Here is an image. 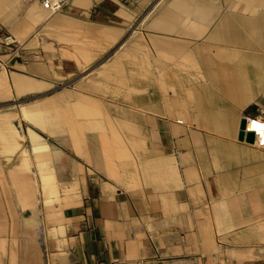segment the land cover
<instances>
[{"label":"crops","instance_id":"crops-1","mask_svg":"<svg viewBox=\"0 0 264 264\" xmlns=\"http://www.w3.org/2000/svg\"><path fill=\"white\" fill-rule=\"evenodd\" d=\"M52 14L36 0L11 30L39 61L0 38V107L111 51L75 80L85 91L16 102L26 143L0 112V264H264V123L238 140L242 118L264 120V0H71ZM54 105L104 122L57 144Z\"/></svg>","mask_w":264,"mask_h":264},{"label":"rangeland","instance_id":"rangeland-1","mask_svg":"<svg viewBox=\"0 0 264 264\" xmlns=\"http://www.w3.org/2000/svg\"><path fill=\"white\" fill-rule=\"evenodd\" d=\"M130 1H124L126 2H132ZM36 0H1V14H0V22L3 23V25H6L5 28L0 32V38L1 42L3 44V38L6 36H12L15 40H18L20 42L19 45L15 46H6L12 51H19L23 52V58L24 62L28 63L29 61L33 60H40L42 58V53L40 50V47H38L37 42L33 45L30 44L27 46L28 41L23 38L22 36H17L16 32L12 33L11 30H15V28H18V25L23 21L26 20L24 18L25 12L28 8L31 7L32 4H34ZM29 21V20H28ZM32 23V22H29ZM7 27V28H6ZM40 28L36 27V32L33 33L29 41L37 37V33H39ZM106 51L104 54H101L98 58H96L94 61L90 62L89 65L85 66L81 72H78L76 75H74L71 78H59L54 79L55 83L53 86L48 90L50 93L34 99V96L37 95H30L23 98H16L11 97L9 101L4 102L3 104H6L5 107H0V112H8L12 113V115L9 116V120L14 124L16 129L18 130V133L21 135V140L19 142L26 143V139L23 136L24 129L28 127L29 125L21 119L18 109L19 106L16 104L17 101L22 99H28L31 98L28 102H33L35 100H41L43 98H46L52 94L58 93L63 90H68L70 92H83L85 91L80 87V82L77 83L75 80L78 78H81V76H84L87 78H93L96 79L97 76V64L100 62H104V58H106L107 54L110 52ZM103 60V61H102ZM107 60V59H105ZM83 78V77H82ZM87 93V91H86ZM89 94V93H88ZM11 95V94H10ZM90 96L95 98V90L90 91ZM48 107V106H47ZM25 110L28 112L30 110L29 105H25L24 107H21V110ZM50 120L53 121V126L55 128L56 134H55V141L57 144H63L66 139L69 140L70 143H78L79 139L81 138V134L83 132H94L98 129V122L103 124L104 120L102 118V114H98L97 109L95 110H84V111H74L71 107L65 108V109H56L55 105L53 106V111L49 113ZM98 117L100 119L98 120ZM105 123H108V120H105ZM92 134V133H91ZM90 134V141H94L95 137ZM94 139V140H93ZM53 142V141H52ZM100 143L104 145L111 146L113 144L112 138L107 135H102L100 138Z\"/></svg>","mask_w":264,"mask_h":264},{"label":"built area","instance_id":"built-area-1","mask_svg":"<svg viewBox=\"0 0 264 264\" xmlns=\"http://www.w3.org/2000/svg\"><path fill=\"white\" fill-rule=\"evenodd\" d=\"M71 0H39L41 7L51 13H58L65 5H67ZM130 1V0H122ZM3 44L6 46L19 45L20 42L15 40L12 36H6L3 38ZM248 121V119H247Z\"/></svg>","mask_w":264,"mask_h":264},{"label":"water","instance_id":"water-1","mask_svg":"<svg viewBox=\"0 0 264 264\" xmlns=\"http://www.w3.org/2000/svg\"><path fill=\"white\" fill-rule=\"evenodd\" d=\"M246 118H242L241 122H240V127H239V134H238V140L239 141H243L245 140L247 143L253 144L254 143V134L253 133H249V132H245L246 129Z\"/></svg>","mask_w":264,"mask_h":264},{"label":"bare ground","instance_id":"bare-ground-1","mask_svg":"<svg viewBox=\"0 0 264 264\" xmlns=\"http://www.w3.org/2000/svg\"><path fill=\"white\" fill-rule=\"evenodd\" d=\"M46 11V10H45ZM54 14H56V13H53L52 15H54ZM246 120H247V118H246ZM253 123H259V124H262V123H264V120H258V119H253V118H248V121L246 122V129L245 130H247V128L251 125V124H253ZM246 132V131H245ZM249 133H253L254 135H255V133L253 132V131H248Z\"/></svg>","mask_w":264,"mask_h":264}]
</instances>
